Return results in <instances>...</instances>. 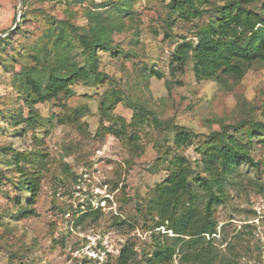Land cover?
I'll list each match as a JSON object with an SVG mask.
<instances>
[{"label":"rangeland","instance_id":"obj_1","mask_svg":"<svg viewBox=\"0 0 264 264\" xmlns=\"http://www.w3.org/2000/svg\"><path fill=\"white\" fill-rule=\"evenodd\" d=\"M109 1L116 0H101L100 3L70 0L72 3L68 5L67 1L54 0L53 6L63 4L65 9L80 8L84 15H69L68 18H73L77 26H87V10L102 11V5ZM171 1L132 0V15L119 20L112 31L111 50L98 51L99 69L107 75L105 82L86 84L79 81L70 87L75 94L73 97L60 94L59 98L36 102L33 109L41 124L16 128L10 121L9 116L19 111L29 116L28 104L22 95L15 102H22L24 108L0 113V121L5 125L0 127V165H4L0 168V197L13 207H22V202L28 205L30 197L17 190L18 182L25 175L33 179L38 177L37 198L33 205L36 214L21 220L14 218L15 213L0 215V227L22 223L27 229L39 231L41 238L46 239L45 229L59 230L52 217L77 207L79 196L84 200L87 198L84 193L102 194L94 200L97 208L104 197L108 198L104 199L99 213L85 218L78 216L76 228L89 220L91 224L81 229L77 244L69 246L62 234L59 243L57 239L52 240V245L58 244L62 249L59 256L63 259L58 260V264H121L119 256L125 246L134 249L129 264H157L150 259L158 246L164 247L169 239L164 235L168 232L166 228H155L159 216L157 210H153V194L158 184L177 170L172 162L174 157H186L196 169L200 159L196 149L202 139L199 136L217 131L218 121L231 118L232 123L227 125H233L251 117L264 122V101L257 102L258 96L264 94V62L254 63L239 82L228 75L217 80L198 81L192 64L183 74H171L170 58L176 46L183 38L196 40V26L209 21L208 17L192 23L178 20L168 27L167 11ZM217 3L223 5L225 2L218 0ZM21 6L23 9V3ZM63 15L36 19L27 13V21L21 25L22 34L8 47L11 55L15 53L16 60L11 62L9 71L0 65V85L17 89L12 65L23 60L35 65L34 47L41 52L52 46L47 38L48 21L66 20ZM3 18L4 12L0 10V19ZM72 41L70 60L82 66L85 62L82 47L77 40ZM16 43H19V51L14 47ZM151 68L164 77L150 76ZM113 93L123 100L110 110V118L103 117L102 102L112 99ZM239 97L246 99L250 107L238 111ZM37 104L41 107L37 108ZM139 107L152 112L163 123L162 129L154 125L134 128L132 118ZM176 126L194 134L181 148L175 145L177 131L173 127ZM131 136L135 139L130 145ZM260 146L264 145L256 141L253 149ZM16 153L26 157L16 158ZM253 167L249 162L241 163L226 182L224 202L215 214L222 241L226 240L234 222L239 224L238 217L258 215L253 208L231 205L226 195L229 189L238 186L236 181L241 176L252 172ZM255 168L258 177L264 174L260 168ZM13 175L19 179H13ZM256 195L264 199V189ZM197 207L203 210L202 200L197 202ZM106 213L107 218L102 219ZM243 227L253 228L254 225ZM208 238L209 245L216 239ZM138 247L140 253L136 251ZM179 253L182 252L177 248L174 256Z\"/></svg>","mask_w":264,"mask_h":264},{"label":"trees","instance_id":"obj_2","mask_svg":"<svg viewBox=\"0 0 264 264\" xmlns=\"http://www.w3.org/2000/svg\"><path fill=\"white\" fill-rule=\"evenodd\" d=\"M63 1H67L66 5L72 3L70 0ZM131 1H109L102 5V11L87 10V26L75 25L73 18L58 22L54 19L48 21L50 27L47 38L52 46L41 52L34 47V67H24L19 73L13 71L15 87L22 93L29 108L28 117L22 111L14 115L8 114L16 128L22 125L30 128L42 123L33 109L36 102L56 99L60 94L73 97L75 94L70 87L79 81L86 84L105 82L107 75L99 69L98 51L111 50L112 31L119 20L132 15ZM223 1V5L218 4V0H172L168 4L167 22L170 28L178 20L192 23L204 17L209 18L206 25L196 26V40L183 38L182 43L176 46L170 58L173 76L183 74L192 64V71L198 81L217 80L222 75H228L239 82L254 63L264 62V16L248 7L255 0ZM261 9L264 11V4ZM26 17L27 13L22 16V23L15 33L8 38L0 37V65L8 71L11 62L16 60L8 47L22 34L21 25L27 21ZM73 39L77 40L85 55L82 66L70 60ZM40 53H43L42 59ZM148 73L158 79L164 77L154 68ZM122 100L117 93H113L112 99H105L101 106L102 116L110 118V110ZM132 120L134 128L154 125L157 129H162L163 123L143 107L136 109ZM173 128L177 131L175 145L178 148L183 147L194 136L182 127ZM199 137L202 139L196 149L200 158L196 169H193L192 163L186 157L176 156L172 162L177 170L170 173L154 190L153 210H157L159 216L155 228L163 227L166 231L177 234L175 238H171L164 233L169 242L164 247L159 245L150 259L157 264H170L177 248L182 253L187 252L190 246L181 241L179 234L188 231L193 222L200 223L202 220L198 232L207 233V237H216L218 223L215 214L217 207L224 202L226 182L241 163H251L247 152L253 149L256 141L264 145V139L261 138L264 137V122L246 117L236 124L226 125L222 132L213 131ZM134 139L135 137H130V145ZM22 156L26 157L16 153V158ZM253 166L259 168L258 165ZM35 178L25 175L18 182L17 190L22 194L29 193L30 199L27 209L14 214L17 220L36 214L33 205L37 198L38 177ZM78 180L76 176L75 182ZM84 194L87 198L82 200L79 196L78 205L75 207L81 218L99 213L104 199H108L104 197L97 208L93 201L102 194ZM200 200L203 202L201 211L197 207ZM17 203H21L20 196L17 197ZM203 240L202 235H197L196 243ZM132 254L133 248L123 247L119 256L120 263L129 264Z\"/></svg>","mask_w":264,"mask_h":264},{"label":"clouds","instance_id":"obj_3","mask_svg":"<svg viewBox=\"0 0 264 264\" xmlns=\"http://www.w3.org/2000/svg\"><path fill=\"white\" fill-rule=\"evenodd\" d=\"M100 3L101 0H96ZM23 3V9L21 7ZM264 4V0H255L250 4L249 10L259 12L264 16V11L260 5ZM54 0H0V10L4 12V18L0 19V37L8 38L10 33H15L18 25L22 23L20 17L25 13L29 16H35L36 19L45 17L53 18L64 13L63 18L68 19L69 15L77 16L84 15L78 7L65 9L63 4H56ZM31 30V29H29ZM40 34L37 33V37ZM19 51V43L14 44ZM14 56L15 53H12ZM35 55V53H34ZM43 58V53H40V59ZM16 72H21L27 67H34L31 61L23 60L12 65ZM2 71V69H0ZM22 93L18 89L7 85H0V113H8L9 111H17L25 106L22 102L16 103V98ZM239 110L250 107L249 102L243 97H239ZM264 101V94L258 96L257 102ZM37 108L41 105L37 104ZM26 111V109H25ZM232 123L231 118L217 122V131H223L227 124ZM5 126L3 121H0V127ZM230 131V130H229ZM264 139V137H261ZM14 146L15 143L13 142ZM250 157L251 164L258 165L264 172V146L256 147L247 152ZM4 165H0L3 168ZM13 179H19L13 175ZM63 179V177H61ZM238 185L235 189H229L226 193L231 205H244L255 209L258 215L248 218L245 216L238 217L239 224L234 222L233 228L226 236V240L222 241L217 229L215 241L209 245L207 233H200L198 229L200 223L193 222L188 231L179 234L182 242L189 244L187 252L179 253L172 257L170 264H264V199L257 197V192L264 189V174L258 177L256 168L247 176H241L236 181ZM25 196L29 193H24ZM245 202H248L245 204ZM95 205V201H93ZM28 205L21 207H13L7 201L0 197V215L9 216L19 212L22 209H27ZM39 211V205L36 206ZM75 213V214H73ZM75 208L65 209L63 213L56 214L52 218L56 220L58 231L56 228L45 229L48 233L47 238H41L39 231H33L24 227L22 223H12L11 226L0 227V264H58V260L63 259L59 256L62 249L57 245H52V240L59 238L61 234L67 240L69 246L77 244L78 238L81 236V229H85L91 221L80 223L79 228H76L78 216ZM107 213L105 217L107 218ZM203 215V212L201 213ZM252 224L253 228H246L243 225ZM197 235H202L204 240L196 243ZM167 236L175 238L176 233L167 232ZM37 249H40L39 251ZM55 249V250H53ZM140 253V248L136 249Z\"/></svg>","mask_w":264,"mask_h":264},{"label":"water","instance_id":"obj_4","mask_svg":"<svg viewBox=\"0 0 264 264\" xmlns=\"http://www.w3.org/2000/svg\"><path fill=\"white\" fill-rule=\"evenodd\" d=\"M21 7H22V6H21ZM18 27H19V25H18ZM18 27H17V28H18Z\"/></svg>","mask_w":264,"mask_h":264}]
</instances>
